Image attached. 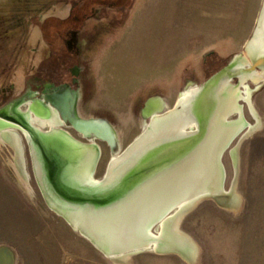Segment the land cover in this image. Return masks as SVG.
I'll return each instance as SVG.
<instances>
[{"label":"rangeland","instance_id":"rangeland-1","mask_svg":"<svg viewBox=\"0 0 264 264\" xmlns=\"http://www.w3.org/2000/svg\"><path fill=\"white\" fill-rule=\"evenodd\" d=\"M45 4L44 0H0V111L5 108L11 113V102L26 92L39 97L54 83L52 77L57 76L58 71L63 72L61 67L66 59L81 63L79 50L84 39L89 38L85 28L78 35H73L75 57L67 53L61 56L52 53L48 57L50 51L43 47V36L37 28H31L38 9L45 7ZM260 4L261 0H234L235 8H241L242 13V25L237 27L234 42L224 49L207 53L208 56L199 64L201 78L193 86L201 84L214 69L216 71L242 51L253 29ZM118 12L115 8H103L96 19L101 22L107 16L106 22L109 21L113 28L118 27L121 23L116 20ZM125 15L124 10L122 19ZM98 26L93 27L98 29ZM82 83L86 88L83 73L79 85ZM231 83L235 84L236 81ZM247 84L252 91L251 101L259 119L255 118L248 102L240 98L242 115L247 123L221 155L225 191L232 188L235 161L237 163V201L222 208L212 200L202 199L182 217L179 228L195 245L192 261L174 253H157L151 248H142L116 259L99 251L47 205L34 176L27 140L18 129L16 132L21 137L23 147L24 182L13 164L14 151L5 143L0 144V246L12 249L14 264H264V82ZM79 85L74 83L72 86L79 91ZM187 88L189 86H185L181 92ZM240 90L243 91L242 86ZM180 94L163 97V111L174 108ZM78 101L77 113L85 117L105 118L115 130L117 145L112 152L105 141L78 134L62 120V127L75 139L97 145L100 158L93 177L102 179L111 157L122 152L142 132L150 118H142V104L128 108L126 104L117 102L114 110L105 111L103 108L98 110L97 104H83L81 96ZM29 103L30 100H27L17 107L27 110ZM239 116L238 111L233 112L228 120H237ZM250 126L254 129L251 132ZM159 226L157 222L151 228V233L157 234Z\"/></svg>","mask_w":264,"mask_h":264},{"label":"water","instance_id":"water-1","mask_svg":"<svg viewBox=\"0 0 264 264\" xmlns=\"http://www.w3.org/2000/svg\"><path fill=\"white\" fill-rule=\"evenodd\" d=\"M233 80L236 81V84L240 81L254 84L264 82V0H261L253 29L242 51L233 55L226 64L207 76L201 84L192 87L186 98L176 104L171 113L168 110L163 111V108L158 110V117L153 119L148 113V107L150 101L158 97L150 98L145 102L142 108V115L143 117H149V122L122 152L113 155L117 161L124 160L125 162L118 173L113 176L110 175L108 179L109 171L107 168L105 176L102 178L103 184L99 189L81 191L70 188L61 180V173L64 169L63 161L54 156L41 143H38V154L42 161L43 175L42 178H39L33 167L29 140L25 137L28 143L34 176L49 208L64 218L71 227L105 255H107V251L111 250L116 252L122 250L121 253L130 250L134 252L142 249L145 243H150V247L146 248H151L157 253L182 254L175 244L170 247L161 245L165 242L164 240L171 238V228L175 220L180 222L182 217L202 199L212 200L220 207H229L228 201L226 203L219 201L222 197H226V194L216 193L214 189L216 187L213 184L185 191V193L170 199L164 204L165 206L160 208L157 214L149 219L146 227H144L146 233H143V239L139 242L126 243L121 240L108 247H101L89 232V228L85 227L83 229L80 224H82V220L85 221L86 216L89 218L98 217L103 222L105 220L110 223L114 217L118 216L119 218L124 210L130 209L144 192L156 187L163 180L177 173V170L191 160L197 159L199 161L203 156L209 154L220 135H217L216 138L213 136L214 131L219 128L220 124L217 121V116L222 114L219 112L221 108L220 99L225 90L231 89ZM52 87L54 88L52 94L44 92V98L52 101L59 97L63 91L65 92L68 114L63 119L66 122L73 124L80 133H83V136L90 137L93 132L101 138L112 142L113 148H116L115 130L109 121L104 118L80 117L76 112L77 91L72 89L69 84H53ZM34 104L41 110L40 113H35L40 118H49L54 113L53 109L42 100L35 101ZM7 110L5 109L6 120L11 122V124H19L25 127L31 133L32 138L34 136L33 139L38 141L37 132L34 128L28 126L21 112L11 111L14 114L11 116ZM29 110H34L32 104H29ZM180 114H183V118L188 122L185 125V132H177L169 137L155 138L157 135L156 128L159 124L165 120L178 117ZM135 148H138V150L132 154ZM130 154H132L131 157H129ZM199 179L196 180L198 181ZM187 198L190 200L187 203V207L177 212L170 223L168 218V222L166 221L164 227L162 225L159 226L157 234L152 233L153 236L148 234V231L151 233V228L157 222L164 221L165 218L171 215L170 212L172 210H176L177 204L185 199L187 200ZM62 207H66L75 213L78 212L80 218L76 215L73 216V213H69L70 216L67 215L63 210H60ZM14 259L12 249L1 245L0 264H14Z\"/></svg>","mask_w":264,"mask_h":264},{"label":"crops","instance_id":"crops-1","mask_svg":"<svg viewBox=\"0 0 264 264\" xmlns=\"http://www.w3.org/2000/svg\"><path fill=\"white\" fill-rule=\"evenodd\" d=\"M44 1L31 28L43 36L49 57L41 24L47 18H67L73 8L68 1L73 0ZM124 10L118 12V27H111L107 16L100 22L95 15L73 34L84 28L89 33L78 51L87 84L78 94L83 104H97L98 110H114L117 102L128 108L144 106L150 98H170L198 84L200 61L208 52L233 44L242 25L241 8H235L234 0H132ZM56 78L51 79L55 84ZM78 100L77 95L76 107Z\"/></svg>","mask_w":264,"mask_h":264},{"label":"bare ground","instance_id":"bare-ground-1","mask_svg":"<svg viewBox=\"0 0 264 264\" xmlns=\"http://www.w3.org/2000/svg\"><path fill=\"white\" fill-rule=\"evenodd\" d=\"M231 86V89L225 90V93H223V96L220 99L221 108L219 112L222 114H218L217 116V121H219L220 124L218 123L219 128L214 131L213 136L216 138L217 135H220L209 154L203 156L199 161H197V159L191 160L181 169L177 170V173L172 174L171 177L163 180L156 187L144 192L130 209L124 210L119 218L118 216L114 217L110 223H107L105 220L103 222L98 217L89 218L86 216L85 221L82 220V224H80L81 227L83 229H85V227L89 228V232L92 234L98 245L101 247H108L121 240L126 243L139 242L143 239V233H146L144 227H146L149 219L157 214L160 208L165 206L164 204L170 199L181 195L188 190L213 184L215 185L214 187H216L214 188L216 193L219 192L223 195L226 194V197H222L219 200L220 202L223 201V203H226L228 201L229 205H233L237 201L235 194L236 177L238 173L237 163L235 161V177L232 182V188L229 191H225L223 188L224 168L221 162V155L224 149L237 135L242 132L246 126L247 122L243 118L242 107L239 104L240 98H244L248 102L255 118H259L252 104V91L247 82L240 81L239 83H235V85L232 84ZM241 86L243 87V91L240 90ZM192 87H189L185 91L181 92L177 104L182 99L186 98ZM164 107L165 102L162 98L153 99L149 103L148 113L153 117V119H155L159 115L158 110L163 109ZM16 110L21 112L22 117L28 123V126L34 128L37 132L36 137L38 139V141L33 139L34 136L32 138L31 133L25 127H22L19 124H11V122L6 120L3 116V112L0 114V144L5 143L14 151L13 164L22 182H24L23 176L25 175V165L22 141L21 137L16 132L17 129L21 130L24 136L29 140L31 147L30 151L33 157V167L39 178H42L43 175L42 161L40 155L38 154V143H41L43 147L63 161L64 169L61 173V180L70 188L81 191H91L99 189V187L102 186L103 180L95 179L93 177L95 166L100 156V150L95 143H86L75 139L69 131L62 127L63 122L58 118L55 112L49 118L44 119L33 115L29 109L26 110L17 107ZM173 110L174 108L168 109L169 113ZM236 111L240 114L239 118L237 120H228V116ZM187 124L188 122L183 118V114L167 121L165 120L156 128L157 135L155 138H164L172 136L177 132H185V125ZM253 130V127L250 126L249 132ZM137 150L138 148H135L132 154ZM132 154H130L129 157H131ZM120 161L111 157L107 167L109 171L107 179L110 175L113 176L118 173L121 166L125 162L124 160ZM198 178L200 179L197 181L196 179ZM188 199L189 198L177 204L175 212L165 218L164 221L160 222V225L164 227L168 218L170 223L172 217L176 216L177 212L187 207V203L190 201ZM60 210H63L69 216V213H73V216L76 215L80 218L78 212H72L66 207H62ZM178 224L179 221L175 220L171 228V238H169V240H164L165 242L163 241L164 243L161 245L164 247H170L172 244H175L178 250L182 253L178 255L188 261H192L195 257V245L191 238L178 227ZM148 234L153 236L149 231ZM142 247H150V243H145ZM121 252L122 250H119L118 252L111 250L107 251L106 254L109 257L116 259L122 254L125 255L132 252V250L123 253Z\"/></svg>","mask_w":264,"mask_h":264},{"label":"trees","instance_id":"trees-1","mask_svg":"<svg viewBox=\"0 0 264 264\" xmlns=\"http://www.w3.org/2000/svg\"><path fill=\"white\" fill-rule=\"evenodd\" d=\"M71 2L73 3V8L67 18H47L41 24L44 37L49 43L51 54L54 53L57 56L67 53L71 57H75V48H73L74 44L72 42L73 34H77L83 28L87 19L98 15V12L103 8L125 9L131 5L132 0H73ZM72 64L71 59H66L61 67L63 72L58 71L57 73V81L64 80L67 69Z\"/></svg>","mask_w":264,"mask_h":264},{"label":"flooded vegetation","instance_id":"flooded-vegetation-1","mask_svg":"<svg viewBox=\"0 0 264 264\" xmlns=\"http://www.w3.org/2000/svg\"><path fill=\"white\" fill-rule=\"evenodd\" d=\"M81 75H82V70H81V66H80V64L79 63H73L68 69H67V73H66V76H65V78H64V80H61V81H59V83L57 82V84H55V85H64V84H69V86L72 88V89H74L73 88V84L74 83H76V84H78L79 85V82H80V78H81ZM80 86V89L82 88V89H86L85 87H84V83H82V85L80 84L79 85ZM64 87V86H63ZM86 87H87V84H86ZM48 88H49V86H48ZM53 90H54V88L52 87V89L50 88V91H49V89H46L45 91H42L41 92V95L38 97V96H36V95H31L29 92H26L21 98H19V99H17V100H14L13 102H11V104L9 105V110H10V112L11 111H13V112H16L17 110H16V107H17V105L18 104H21V103H23V102H27V100H30V105L32 104V108H34V110H31L32 112L34 111V114L35 113H40V109H38L37 108V106H36V104H34V102L35 101H43L45 104H47V105H49L50 106V108H52L53 109V111L57 114V116L61 119V120H63V118L64 117H67V112H68V106H67V102H66V96H65V92L63 91V93L59 96V97H56L55 99H53L52 101L50 100H46L45 98H44V92H46V93H48V94H52V92H53ZM75 91H77V95H78V97H79V92H78V90H76V89H74ZM29 104H28V109H29ZM142 108H143V106H142ZM30 109H31V106H30ZM4 110V111H3ZM76 110H77V107H76ZM0 112H3V114H4V117H5V108L4 109H2ZM77 112V111H76ZM80 117H85V116H83L82 114H79V113H77ZM10 115L11 116H13L14 114L11 112L10 113ZM90 117H94V116H90ZM88 118V117H87ZM95 118H101V117H95ZM142 118L144 119V120H146V117H143V115H142ZM105 119V118H104ZM149 122V121H148ZM67 124L70 126V128L74 131V132H76V133H78V134H82L83 135V133H80L74 126H73V124H70V123H68L67 122ZM95 137V138H98V139H101V140H103V141H105L107 144H108V146H109V148H110V151H112V152H114L115 150H116V148H113V144H112V142H110V141H108V140H105V139H103V138H101L99 135H97V134H95V133H91L90 134V137ZM26 139V138H25ZM115 139H116V134H115ZM115 141H117V139L115 140ZM115 145H117L116 143H115ZM116 147V146H115ZM100 158V157H99Z\"/></svg>","mask_w":264,"mask_h":264}]
</instances>
